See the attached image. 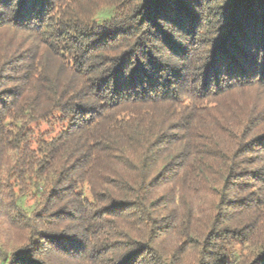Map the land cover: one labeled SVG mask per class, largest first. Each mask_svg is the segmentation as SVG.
Masks as SVG:
<instances>
[{"label": "trees", "instance_id": "16d2710c", "mask_svg": "<svg viewBox=\"0 0 264 264\" xmlns=\"http://www.w3.org/2000/svg\"><path fill=\"white\" fill-rule=\"evenodd\" d=\"M0 264H264V0H0Z\"/></svg>", "mask_w": 264, "mask_h": 264}, {"label": "rangeland", "instance_id": "374dc122", "mask_svg": "<svg viewBox=\"0 0 264 264\" xmlns=\"http://www.w3.org/2000/svg\"><path fill=\"white\" fill-rule=\"evenodd\" d=\"M114 15V11L110 8H103L100 11L97 12L94 18L95 23H102L103 21L111 18ZM34 132L41 134H45V139H49L56 135L60 129L61 125L59 124H52L51 126L45 125V124H40L38 126L31 125L30 127ZM20 204L25 208V210L31 211L33 209L32 206V200L27 199L25 202V205L23 204V200L20 202Z\"/></svg>", "mask_w": 264, "mask_h": 264}]
</instances>
